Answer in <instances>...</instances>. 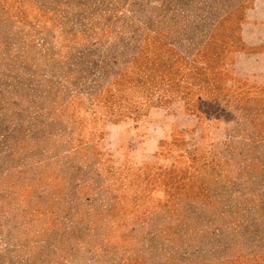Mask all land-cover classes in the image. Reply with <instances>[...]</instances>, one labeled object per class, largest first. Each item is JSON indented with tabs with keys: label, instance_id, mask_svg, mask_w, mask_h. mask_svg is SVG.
<instances>
[{
	"label": "rangeland",
	"instance_id": "374dc122",
	"mask_svg": "<svg viewBox=\"0 0 264 264\" xmlns=\"http://www.w3.org/2000/svg\"><path fill=\"white\" fill-rule=\"evenodd\" d=\"M244 22L264 0H0V264H264Z\"/></svg>",
	"mask_w": 264,
	"mask_h": 264
},
{
	"label": "crops",
	"instance_id": "0c3cea01",
	"mask_svg": "<svg viewBox=\"0 0 264 264\" xmlns=\"http://www.w3.org/2000/svg\"><path fill=\"white\" fill-rule=\"evenodd\" d=\"M252 31H255V33L253 34ZM241 38L246 43L256 42L257 44H263L264 27H261V25H258L255 22H244L242 26Z\"/></svg>",
	"mask_w": 264,
	"mask_h": 264
}]
</instances>
